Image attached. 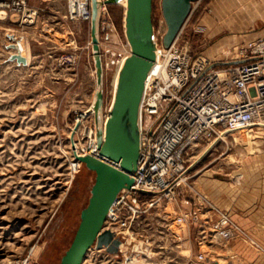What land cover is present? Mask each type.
<instances>
[{"label": "rangeland", "instance_id": "obj_1", "mask_svg": "<svg viewBox=\"0 0 264 264\" xmlns=\"http://www.w3.org/2000/svg\"><path fill=\"white\" fill-rule=\"evenodd\" d=\"M208 1L193 4L175 46L180 51L201 54L203 37L194 20ZM123 15L121 5L102 7L100 20L109 19L114 31L106 41L99 26L100 53H121L126 44ZM7 21L11 24L8 18L0 20V264H60L95 184L94 172L84 165L71 178V144L84 145L80 131L88 122L78 125L75 121L91 106L96 90L89 22L70 20L66 5L63 30L43 23L40 35L50 40L47 47L51 45L55 53L31 70L9 64L14 51L7 49L8 35L25 37L30 25H8ZM152 23L157 44L162 46L166 25L160 0H153ZM115 82L103 72L104 109H109ZM197 157L187 171L186 184L179 188L180 199L193 201L199 194L231 220L238 209L257 207L264 196L261 133L227 135L200 146ZM168 211L172 212L171 205ZM215 211L210 212L212 220L218 219ZM152 227L161 233L159 248L152 245L147 259H139L141 264H264V226H241L246 234L242 239L203 248L206 260L202 263L196 261L198 248L193 241L191 253L176 250L164 226ZM36 248L40 252L34 257ZM123 256L91 250L83 264H123Z\"/></svg>", "mask_w": 264, "mask_h": 264}, {"label": "built area", "instance_id": "obj_2", "mask_svg": "<svg viewBox=\"0 0 264 264\" xmlns=\"http://www.w3.org/2000/svg\"><path fill=\"white\" fill-rule=\"evenodd\" d=\"M66 1L70 20L90 21V0ZM79 6L84 9L82 13ZM1 10L18 14L20 26L34 24L38 15L28 7L27 0H1ZM100 27L109 41L113 24L102 17ZM181 32L168 49L157 45L139 103L137 169L131 175V186L117 194L102 226L101 232H110L119 242L113 255L123 254V264L134 259L144 261L143 257L147 259L151 254L152 245L159 248L161 233L152 226H164L176 250L191 253L193 241L199 263L206 260L203 248L227 246L246 236L227 214L212 209L199 194L193 198L196 208L192 211L178 209L175 204L179 188L186 184L189 166L198 158L201 143L213 144L227 135L248 130H257L264 136V38L240 45L236 52L238 63L216 67L201 54H187L175 47ZM129 55L127 44L119 54L100 53L104 74L113 81ZM91 109L92 106L87 109L88 122L80 131L84 145L73 142L80 146V153L72 150L73 176L81 165L75 157L87 156L88 151L97 157ZM104 110L106 120L108 110ZM170 205L172 212L168 211ZM212 210H216L218 219H211ZM150 232L151 238L147 236ZM92 248L89 251H99L95 245Z\"/></svg>", "mask_w": 264, "mask_h": 264}, {"label": "water", "instance_id": "obj_3", "mask_svg": "<svg viewBox=\"0 0 264 264\" xmlns=\"http://www.w3.org/2000/svg\"><path fill=\"white\" fill-rule=\"evenodd\" d=\"M126 6L123 31L130 55L124 60L116 81L112 101L104 119L103 69L100 56L99 26L103 6ZM199 0H160V12L166 25L161 40L168 49L181 32ZM153 0H90L89 34L95 72L96 90L92 105L97 157H75V160L94 172L95 184L72 242L60 264H83L88 251L106 247L116 253L119 242L110 232H101L108 210L117 194L132 184L131 175L137 169L140 148L139 103L144 82L155 59L157 40L152 23ZM19 23L18 14L0 11V20ZM8 50L14 51L9 62L27 65L22 44L24 37L9 35ZM131 203L139 208L135 200Z\"/></svg>", "mask_w": 264, "mask_h": 264}, {"label": "crops", "instance_id": "obj_4", "mask_svg": "<svg viewBox=\"0 0 264 264\" xmlns=\"http://www.w3.org/2000/svg\"><path fill=\"white\" fill-rule=\"evenodd\" d=\"M27 2L31 10L38 12L34 24L27 28L29 31L24 37V55L27 61L25 67L33 70L34 64L50 61L51 55L55 53L51 45L47 47L50 40L46 41L41 37V26L45 22H50L48 26L52 29L60 27L63 30L67 1L27 0ZM200 9L201 12L194 20L203 37L204 44L199 50L201 55L216 67L238 63L240 60L236 52L240 45L264 38V0H209ZM45 10L48 14L46 17ZM6 23L11 25L8 21ZM202 145L204 143L200 146ZM175 206L186 211L196 208L191 199H180L179 196ZM234 213L236 219L232 221L237 226H264V196L260 198L256 208L238 209Z\"/></svg>", "mask_w": 264, "mask_h": 264}, {"label": "bare ground", "instance_id": "obj_5", "mask_svg": "<svg viewBox=\"0 0 264 264\" xmlns=\"http://www.w3.org/2000/svg\"><path fill=\"white\" fill-rule=\"evenodd\" d=\"M121 6H123V8H125V6H126V2L125 1H123L122 3H121ZM83 7L82 6H79L78 7V11H79V13H82L83 12ZM163 19V18H162ZM164 21V20H163ZM113 38V37H112ZM163 38V37H162ZM22 49H23V52H24V42H23V44H22ZM157 50H158V48H157ZM128 57V56H127ZM127 57H125V59L127 58ZM120 71V70H119ZM118 74H119V72H118ZM118 74H117V76H116V81H117V78H118ZM112 85V84H111ZM115 85H116V82H115ZM93 105V103L91 104V106ZM91 106L88 108V109H90L91 108ZM110 107V106H109ZM107 110H108V108H106ZM92 110V109H91ZM89 112V111H88ZM89 117V114L87 113V110L86 111H84L83 113H81L80 115H79V117L76 119V123H78V125L79 124H81L82 123V121H85L87 118ZM77 128V127H76ZM74 131V130H73ZM249 132H250V130H248V131H242V132H240V134L241 133H246V135L247 134H249ZM242 136H244V135H242ZM71 147H72V149L74 150V153H80V151H79V148H80V146L78 145V144H71ZM87 156H90V157H94V154L95 153H92V151H88L87 153ZM76 167V166H75ZM81 167H82V164L79 166V170L81 169ZM71 169H72V167H71ZM71 178H73V174L71 173ZM122 249H124V245H122L121 246V250ZM39 252H40V249L39 248H36L34 251H33V253H32V256H34V257H36L38 254H39ZM128 264H141V260H139V259H137V260H133V261H130V263H128Z\"/></svg>", "mask_w": 264, "mask_h": 264}]
</instances>
